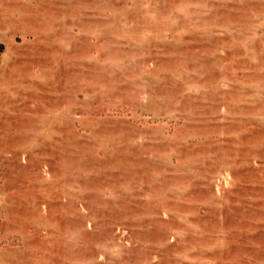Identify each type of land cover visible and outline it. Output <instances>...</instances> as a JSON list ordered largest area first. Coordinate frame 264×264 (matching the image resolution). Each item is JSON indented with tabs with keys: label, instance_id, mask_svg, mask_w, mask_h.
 Returning a JSON list of instances; mask_svg holds the SVG:
<instances>
[{
	"label": "rangeland",
	"instance_id": "1",
	"mask_svg": "<svg viewBox=\"0 0 264 264\" xmlns=\"http://www.w3.org/2000/svg\"><path fill=\"white\" fill-rule=\"evenodd\" d=\"M0 264H264V0H0Z\"/></svg>",
	"mask_w": 264,
	"mask_h": 264
}]
</instances>
